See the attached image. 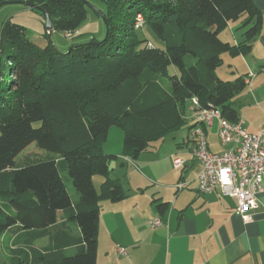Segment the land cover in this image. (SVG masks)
<instances>
[{
    "label": "trees",
    "instance_id": "16d2710c",
    "mask_svg": "<svg viewBox=\"0 0 264 264\" xmlns=\"http://www.w3.org/2000/svg\"><path fill=\"white\" fill-rule=\"evenodd\" d=\"M6 1L41 7L31 10L43 21L48 14L53 32L76 31L89 15L85 0L0 4ZM101 1L105 37L74 41L66 51L50 39L36 41L12 18L3 22L0 198L9 199V211L0 202V239L16 228L27 245L11 264H97L99 204L127 197L119 179L110 175L117 156L102 149L110 126L124 130L123 154L136 159L188 125L193 97L202 108H219L230 122L240 118L236 97L246 88V78L224 80L216 70L223 53L252 51L262 23L254 0ZM138 14L162 46L139 36ZM244 16V40L223 41L220 31ZM33 143L47 153L20 158ZM96 175L102 177L99 190ZM43 238L46 242L36 246Z\"/></svg>",
    "mask_w": 264,
    "mask_h": 264
},
{
    "label": "crops",
    "instance_id": "0c3cea01",
    "mask_svg": "<svg viewBox=\"0 0 264 264\" xmlns=\"http://www.w3.org/2000/svg\"><path fill=\"white\" fill-rule=\"evenodd\" d=\"M254 2L262 13V23L252 51L239 56L224 54L223 64L228 62V68L219 77L234 80L245 76L246 88L236 97L239 117L249 132L258 133L264 127V0ZM26 19L45 30L38 14L27 12ZM244 19L245 16L232 24L235 30L230 28L229 42L244 40L245 29L240 28ZM196 115L191 106L186 128L199 125L194 120ZM216 123L218 126L217 120L211 127L199 126L206 132L209 149L222 152L227 146L221 144L218 129L212 132L214 139L209 138ZM180 133L177 150L172 148L166 160L173 163L174 158H181V168L172 165L165 173L161 163L164 157L154 149L136 159L123 155L121 169H127L130 181L124 185L117 168L110 163V175L119 179L127 197L99 204L97 264H264V191L259 195L260 206L249 221L232 212L234 199L219 192L200 194V165L194 155L193 134L186 138L185 132ZM181 182L184 185L179 189L177 184ZM160 204H165L162 210ZM158 217L163 223L154 228L150 221Z\"/></svg>",
    "mask_w": 264,
    "mask_h": 264
},
{
    "label": "built area",
    "instance_id": "2783aa9c",
    "mask_svg": "<svg viewBox=\"0 0 264 264\" xmlns=\"http://www.w3.org/2000/svg\"><path fill=\"white\" fill-rule=\"evenodd\" d=\"M191 102L192 109L197 112L195 122L211 127L217 120L219 140L227 146L222 152L211 151L205 130L199 125L195 128L194 155L200 165L198 191L200 194L219 192L223 197L234 199L232 212L249 221L252 212L259 208V195L264 191V127L258 133H251L242 119L230 122L222 116L219 108H202L197 97ZM173 165L181 168L184 161L176 157ZM183 185L181 182L177 187L181 189ZM162 223L159 217L150 221L154 228ZM121 252H125L124 248Z\"/></svg>",
    "mask_w": 264,
    "mask_h": 264
},
{
    "label": "rangeland",
    "instance_id": "374dc122",
    "mask_svg": "<svg viewBox=\"0 0 264 264\" xmlns=\"http://www.w3.org/2000/svg\"><path fill=\"white\" fill-rule=\"evenodd\" d=\"M86 5L89 11L88 19L84 22V24L80 27V29L73 31V30H64L61 32H53L52 35L46 36L45 30L43 31L42 28L39 29L34 21H31L30 19H26V13L27 12H33L30 7H27L22 4H15V3H7L0 7V33L1 28L3 25V22L7 19L12 18L13 20L21 23L22 25L26 26L28 32L31 34L33 39L40 43H47L50 40H52L60 49L66 51L70 44L72 42H90L92 41V38H96L97 40H101L106 35V25L104 23L103 17L101 14H98L95 10V8L100 9L101 11L105 10V3L101 0H85ZM141 14L137 15V20L135 27L138 30V34L141 38H147L149 39L153 44L162 46L163 44L157 37V35L154 33V31L149 27L145 25V21L143 20V17ZM32 18V16H31ZM141 18V19H140ZM142 20V21H140ZM45 21H43L44 23ZM235 21H232L231 25L225 29H222L220 31V38L223 41H228V38L230 37V30H235ZM231 28V29H230ZM81 31V33H80ZM80 33V34H79ZM90 37V39H89ZM150 42V43H151ZM224 54L228 55L227 53L222 54V58L224 61ZM228 62H225L222 64L218 69L216 70V74L219 77L221 73H224L228 68ZM175 71L174 67H170V73H173ZM221 77V76H220ZM166 88H169V82L166 81L165 84ZM192 102L190 101V104L188 106V110L190 108L191 110ZM188 118V116H187ZM218 129L217 123L213 126L211 129V132L209 133V138L214 139V135L212 132H215ZM195 128H182L174 133L168 134L166 137H164L162 140L154 142V146L147 152H160V155L164 157V160L161 161L164 165L165 173L169 172V168L172 167L173 163L172 160L169 159L166 160V158L170 155V151L172 148H175L177 150V141L181 138V133L185 132L184 135L186 138L192 137V134L194 132ZM124 130L117 126L112 125L109 128L108 136L106 141L102 145L103 152L106 154H113L117 156L116 160L111 161V165L115 166L117 168V174L118 176L121 175V178L123 180V183L127 182V184H130L129 178H128V171L127 169H124L122 171L121 165L123 162V153H124ZM37 155H45L47 152L43 149H40L36 146L35 143L31 144L26 148V150L22 153L20 156L23 157L26 154H34ZM146 153V152H144ZM154 154V153H152ZM168 166V167H167ZM170 166V167H169ZM160 171V170H159ZM159 171H156L159 176H163L162 173ZM102 177L99 175L94 176V185L97 190L100 189V184ZM126 184V188L128 189V185ZM67 188L72 196H75V189L73 187V184L71 181L67 182ZM0 202L4 205L7 211H9V199L0 198ZM20 231L16 228L9 230L2 238L0 239V264H11L15 260H13L14 255L16 254L18 249L25 248L26 240H23V236H20ZM46 242V238L38 240L35 245L41 246L43 243Z\"/></svg>",
    "mask_w": 264,
    "mask_h": 264
},
{
    "label": "water",
    "instance_id": "95a60500",
    "mask_svg": "<svg viewBox=\"0 0 264 264\" xmlns=\"http://www.w3.org/2000/svg\"><path fill=\"white\" fill-rule=\"evenodd\" d=\"M7 3H15V4L27 5V3L24 2V1H6V2L0 4V7L2 5H4V4H7ZM27 6H29L30 8H35L37 10L43 11L42 8L39 7V6H37V5L29 4ZM100 14L103 17V20H104L105 25L107 26V18H106L105 12L104 11H100ZM45 24H46L45 27H46V29H47V31L49 33V37H50L51 34H52V32H53V26H52V22H51L50 17H49L48 14H46ZM91 42H93V41H90L89 43H91Z\"/></svg>",
    "mask_w": 264,
    "mask_h": 264
}]
</instances>
